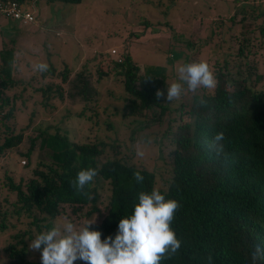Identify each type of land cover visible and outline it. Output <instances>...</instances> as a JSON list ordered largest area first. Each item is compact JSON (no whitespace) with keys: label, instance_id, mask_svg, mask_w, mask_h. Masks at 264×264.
<instances>
[{"label":"trees","instance_id":"obj_1","mask_svg":"<svg viewBox=\"0 0 264 264\" xmlns=\"http://www.w3.org/2000/svg\"><path fill=\"white\" fill-rule=\"evenodd\" d=\"M14 1L27 5L31 0ZM54 1L78 4L81 0ZM173 1L178 0H169ZM263 16L264 11L243 6L227 18L225 30L231 32L227 38L233 41L235 49L227 50L222 59L209 64L216 87H202L182 97L171 111L164 99L156 97L158 90L166 93L164 66L147 67L139 74L126 55L119 63L110 61L106 71H97L99 77L110 73L122 77L125 94L120 110L122 119L142 118L147 114L153 119L154 109H158L159 115L168 111L172 116L163 131L171 145V168L160 194L180 205L170 227L181 247L160 264H253L255 247L264 249V85L259 84L262 77L256 65V58L264 48ZM11 63V49H1L0 156L22 142V133L14 130L13 99L6 95L7 90L16 86ZM68 71L65 67L58 71L50 66L46 75L67 84ZM68 86L70 99L90 101L89 82L80 73ZM37 92L47 99L63 98L60 85H55L54 90L52 84L46 85ZM220 132L225 139L221 142L223 152L218 154L210 143ZM37 138V149L46 150V162L38 161L25 180L16 183L4 176L2 183L14 199L10 202L4 198L3 205L0 204V234L15 230L21 218L28 226L26 231L15 233L7 240L1 250L5 264H41L31 260L28 245L36 235L54 227L52 223L62 206L68 207L71 214L86 207V220L98 214L90 230L101 232L103 240L115 237L119 221L129 217L139 202V193L150 194L154 190L155 177L151 170L115 156L99 163L100 143L70 141L66 135L58 131L49 133L47 129L39 131ZM32 147L31 143L24 154L26 158ZM89 167L96 169L98 175L86 186L89 196H85L77 193L72 182L79 171ZM135 172L144 177L142 182L135 181ZM100 181H106L109 186L101 210L97 208ZM3 206L7 209L3 210ZM34 253L38 252L34 250ZM255 264H264V259Z\"/></svg>","mask_w":264,"mask_h":264},{"label":"rangeland","instance_id":"obj_2","mask_svg":"<svg viewBox=\"0 0 264 264\" xmlns=\"http://www.w3.org/2000/svg\"><path fill=\"white\" fill-rule=\"evenodd\" d=\"M31 1L26 6L33 14L32 24L20 26L8 19L0 20V25L5 26L0 30V50L11 49V76L16 80V86L7 90L6 95L13 99L15 133H22V142L0 156L1 205L4 198L10 202L14 199L13 194L2 187L4 176L17 183L30 177L38 161L46 162V150L37 149L38 132L44 129L49 133L58 131L70 141L100 143L99 163L115 156L151 170L155 177L154 190L163 191L171 168V145L163 134L172 119L168 111L193 92L185 84L181 98L172 102L164 99L168 111L159 115L158 109H154L153 119L150 114L122 119L120 110L125 96L122 77L114 73L99 77L98 69L106 71L110 61L121 60L126 55L137 66L139 74L147 67L164 66L166 97L167 86L180 82V66L200 61L211 64L215 59H222L227 50L235 49L233 41L227 38L231 32L225 30L227 18L235 10L251 6L264 11V0H81L78 4ZM218 23H222L221 26ZM40 64L58 71L63 67L68 69L67 84L50 79L46 75L48 69L38 71L36 66ZM256 65L262 77L259 84L264 85V48L256 58ZM79 73L91 88L90 101L85 103L79 98H69L68 83ZM50 84L53 90L55 85L61 86V100L55 96L47 99L37 92L38 88ZM31 143L32 151L26 158L24 154ZM137 152L144 155L140 157ZM108 195L107 182L100 181L98 209L105 205ZM6 209L3 206V210ZM86 211L84 207L71 214L68 207L62 206L52 224L62 226L65 218L78 226L86 221L96 222L98 214L86 220ZM27 229L26 220L21 218L15 230L0 234V264L6 263L1 250L9 237ZM30 251L31 260L40 262V251L35 250L37 254Z\"/></svg>","mask_w":264,"mask_h":264},{"label":"clouds","instance_id":"obj_3","mask_svg":"<svg viewBox=\"0 0 264 264\" xmlns=\"http://www.w3.org/2000/svg\"><path fill=\"white\" fill-rule=\"evenodd\" d=\"M38 71H47L46 64L36 66ZM180 82L167 86V95L164 91L156 92L157 99L166 102L179 100L185 91L184 85L192 92L200 88L214 89L216 79L206 61L185 63L178 68ZM203 103V102H202ZM225 136L223 132L217 133L210 143L217 153L223 152ZM142 157L143 152H137ZM98 172L94 168H87L77 173L72 182L77 193L89 196L85 191ZM134 179L137 183L144 180L140 172H135ZM138 203L134 205L132 214L122 218L118 224V233L113 238L108 236L101 239V232L90 230L94 221H86L83 226L65 218L62 226H54L45 230L31 241L30 248L40 251L41 264H160L165 257H171L181 247L170 224L174 213L179 208L176 200L168 199L157 190L151 193L138 194ZM253 264L264 259V249L259 245L252 253Z\"/></svg>","mask_w":264,"mask_h":264},{"label":"built area","instance_id":"obj_4","mask_svg":"<svg viewBox=\"0 0 264 264\" xmlns=\"http://www.w3.org/2000/svg\"><path fill=\"white\" fill-rule=\"evenodd\" d=\"M0 19H8L22 26L33 22L32 13L26 4H20L14 0H0ZM110 54L113 55L114 51H110ZM116 61L119 63L120 59Z\"/></svg>","mask_w":264,"mask_h":264},{"label":"crops","instance_id":"obj_5","mask_svg":"<svg viewBox=\"0 0 264 264\" xmlns=\"http://www.w3.org/2000/svg\"><path fill=\"white\" fill-rule=\"evenodd\" d=\"M1 20V19H0ZM5 26H3V25H0V30L2 29V28H4Z\"/></svg>","mask_w":264,"mask_h":264}]
</instances>
